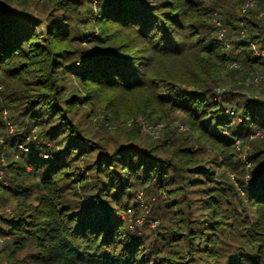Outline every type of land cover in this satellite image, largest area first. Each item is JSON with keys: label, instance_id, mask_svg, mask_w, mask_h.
I'll return each instance as SVG.
<instances>
[{"label": "trees", "instance_id": "trees-1", "mask_svg": "<svg viewBox=\"0 0 264 264\" xmlns=\"http://www.w3.org/2000/svg\"><path fill=\"white\" fill-rule=\"evenodd\" d=\"M245 1L0 0V264H264Z\"/></svg>", "mask_w": 264, "mask_h": 264}, {"label": "rangeland", "instance_id": "rangeland-1", "mask_svg": "<svg viewBox=\"0 0 264 264\" xmlns=\"http://www.w3.org/2000/svg\"><path fill=\"white\" fill-rule=\"evenodd\" d=\"M43 19H40V20H37V23L36 22H32V21H28V25H33V26H36V28H38V29H40V30H43L44 29V24H43ZM36 23V24H35ZM42 36H43V34H42ZM139 117V116H138ZM141 117V116H140ZM178 118V117H177ZM137 121H138V123H140L141 124V127H142V129L144 130V131H146V132H149L150 130H152V128L153 127H149L148 125H146L143 121H142V119L141 118H138L137 119V117L135 118ZM147 121V120H146ZM145 124V126L143 125V123ZM176 122H178V120H174L173 121V123H176ZM172 123V124H173ZM149 128H150V130H149ZM149 130V131H148ZM155 130H157V128H155ZM158 133V132H157ZM152 136H153V134H152ZM157 135H154V137H156ZM20 147V149H22V150H24V151H26V152H28V149L25 147V146H19ZM45 156H47V157H50L51 155L49 154V153H47ZM241 156H243V155H241ZM3 158H4V156H2ZM5 159V158H4ZM6 196H7V200L6 201H4L1 205H0V212H2L3 210L4 211H10L11 210V208L10 207H12L11 205H13L14 203H15V198H14V196L13 195H11V194H6ZM29 201H31V202H33V203H35L36 201H35V199H34V194H33V196H31L30 197V199H29ZM143 206V208H145V210H147L146 209V207L144 206V205H142ZM124 212L122 211V213L121 214H123ZM126 213H132V210L130 211V212H128L127 210H126ZM142 218H143V215H140V216H138V218L137 219H139V220H142ZM153 223V222H152ZM151 223V226H154V223L152 224ZM1 237H3V236H1ZM3 239H4V237L2 238V240L0 241V243L3 241Z\"/></svg>", "mask_w": 264, "mask_h": 264}, {"label": "built area", "instance_id": "built-area-1", "mask_svg": "<svg viewBox=\"0 0 264 264\" xmlns=\"http://www.w3.org/2000/svg\"><path fill=\"white\" fill-rule=\"evenodd\" d=\"M252 4H253V0H246L245 3L243 4L241 10L244 11L246 7L251 6ZM218 35H219V37H221V35H222V30H221V29L218 30ZM241 36H243V34H242ZM250 45H251L252 48L254 49V53H255V55H257V56L261 57L262 59H264V50H258V49H256L255 45H254L253 43H251V42H250ZM233 65H236V61H235V60H233V61L231 62V65H230V66H233ZM255 79H257V77H256ZM138 118H141L142 121H143L146 125H148L149 127H150V126L153 127L152 130H150V128H149L150 131L148 130L151 134H153V136H154V135H157V131H158V129L160 128L161 124L151 125V124H150L148 121H146L143 117H137V119H138ZM143 122H142V123H143ZM128 123H129V121L127 122V124H128ZM144 123H143V125L145 126ZM155 128H157V130H155ZM259 133H260V131L258 130V131L256 132V134H259ZM0 159H1L2 162L4 161V158H3L2 156H1ZM2 172H3V169H0V177H1V175H2ZM137 198H138V200L140 201V203L142 204V198H141V196H140L139 194L137 195ZM126 210H127L128 212L131 211L130 208H127ZM137 220H139V219H137ZM153 223H155V221H153ZM153 223H152V224H153ZM2 238H3V237H1V235H0V241L2 240Z\"/></svg>", "mask_w": 264, "mask_h": 264}]
</instances>
